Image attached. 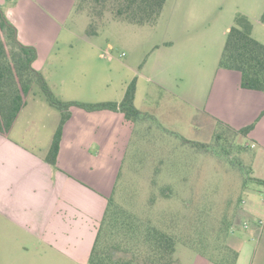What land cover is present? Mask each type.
<instances>
[{
  "label": "rangeland",
  "instance_id": "1",
  "mask_svg": "<svg viewBox=\"0 0 264 264\" xmlns=\"http://www.w3.org/2000/svg\"><path fill=\"white\" fill-rule=\"evenodd\" d=\"M209 1L165 0L153 24L108 19L95 35L85 33L88 18L75 12L74 0L42 5L44 10L31 12L32 17L21 14L8 21L18 24L20 40L36 49L33 67L63 101L119 102L134 80L133 104L145 113L141 121L127 123L119 112H87L73 106L70 123L93 139L90 153L97 159L111 158L114 204L138 215H171L178 229L174 264H197L201 251L215 255V246L232 238L245 244L239 263L248 251L246 264H264V185L252 180L254 155L264 156V127L255 130L256 141L228 137L224 151L221 141L212 150L183 142L213 146L215 134L225 131L216 111L221 90L232 85V75L240 79L238 72L217 66L236 4ZM1 2L3 10L25 8L18 9L15 0ZM254 28V37L264 40V26ZM185 29L206 33L203 45L191 43L185 50L183 41L195 37L184 35ZM29 97L47 103L37 85ZM229 106L230 112L238 111ZM49 107L60 116L57 108ZM225 225L226 238L217 234ZM33 255L16 251L14 259H0V264H81L67 257Z\"/></svg>",
  "mask_w": 264,
  "mask_h": 264
},
{
  "label": "crops",
  "instance_id": "2",
  "mask_svg": "<svg viewBox=\"0 0 264 264\" xmlns=\"http://www.w3.org/2000/svg\"><path fill=\"white\" fill-rule=\"evenodd\" d=\"M1 1L4 0H0V9L6 18L15 21L21 14L32 17L31 12L44 10L45 6L63 0H15L18 9L25 6L24 11L18 12L10 7L3 10ZM186 1L210 3L209 0ZM217 1L220 0H212L211 4ZM233 2L236 4L235 13L242 11L241 14L249 20L251 18L254 24L264 26L260 21L264 0ZM242 4L247 10L251 9V13L257 11V14L241 10L239 5ZM254 24L251 29L253 37ZM14 26L16 28L18 24ZM183 34L195 36L183 41L185 50L193 44L201 47L206 35L187 29ZM258 41L264 44V40ZM230 79L232 85L221 90L217 115L224 125L233 129L253 123L246 137L250 136L252 141H256L259 137L255 130L259 126L264 127V113L261 114L264 110V94L240 87L237 75H232ZM29 98L9 134H0V259H14L16 251L21 254L32 251L34 259L50 256L51 260H57L67 257L77 263L87 264L97 228L112 192V160L106 157L97 159L90 153L93 139L84 134L81 126L70 123V116L63 125L56 163L50 165L45 156L60 116L51 111L47 103ZM229 104L232 111L237 107L238 111L230 112ZM108 135L110 137V130ZM263 170L264 156L254 155L253 177L264 180ZM227 244L237 251L234 264H246L248 251L239 263L244 242L232 238ZM200 258L197 264H214L205 256L201 255Z\"/></svg>",
  "mask_w": 264,
  "mask_h": 264
},
{
  "label": "trees",
  "instance_id": "3",
  "mask_svg": "<svg viewBox=\"0 0 264 264\" xmlns=\"http://www.w3.org/2000/svg\"><path fill=\"white\" fill-rule=\"evenodd\" d=\"M164 1L76 0L75 12L87 16L85 33L95 35L108 19L133 24H153L160 14ZM260 21L264 23V10L260 15ZM251 29L252 23L248 17L236 13L233 24L226 32L217 66L220 69L237 71L240 74V87L264 94V44L252 36ZM36 58V49L20 41L15 26L0 11V134L3 136L9 134L20 111L26 105L33 86L37 85L47 103L60 112L59 122L45 156L50 165L54 166L56 163L63 125L71 116V107H79L87 112L101 110L119 112L127 123L141 121L145 117V113L139 111L133 104L134 80L127 85L119 102L63 101L51 91L43 75L33 67ZM263 113L264 110L261 114ZM253 126L251 123L233 129L219 123V127L226 132L215 134L213 146L187 139H183V142L196 149L212 150L221 141L223 142L221 149L224 151V142H228V137L239 135L244 138ZM226 133L227 137L224 135ZM245 148L241 147V150L244 151ZM252 180L264 185L262 179L252 177ZM219 233L226 238L227 226H220L217 234ZM177 242L178 229L167 211L155 213L147 211L144 215H138L114 204L109 198L87 264H174L173 254ZM216 243L217 241L214 244ZM221 245L215 246L217 251L215 255H206L202 251L201 253L214 264H234L237 251L231 248L226 240Z\"/></svg>",
  "mask_w": 264,
  "mask_h": 264
},
{
  "label": "built area",
  "instance_id": "4",
  "mask_svg": "<svg viewBox=\"0 0 264 264\" xmlns=\"http://www.w3.org/2000/svg\"><path fill=\"white\" fill-rule=\"evenodd\" d=\"M258 223H259V224H262V220H259ZM243 227H244V228H247L248 225L245 223V224L243 225Z\"/></svg>",
  "mask_w": 264,
  "mask_h": 264
},
{
  "label": "water",
  "instance_id": "5",
  "mask_svg": "<svg viewBox=\"0 0 264 264\" xmlns=\"http://www.w3.org/2000/svg\"><path fill=\"white\" fill-rule=\"evenodd\" d=\"M0 11H1V9H0Z\"/></svg>",
  "mask_w": 264,
  "mask_h": 264
}]
</instances>
